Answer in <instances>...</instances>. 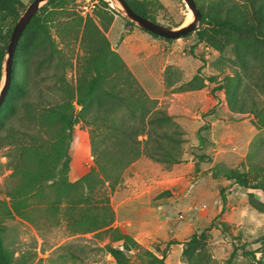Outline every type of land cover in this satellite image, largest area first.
<instances>
[{
    "label": "rangeland",
    "instance_id": "rangeland-1",
    "mask_svg": "<svg viewBox=\"0 0 264 264\" xmlns=\"http://www.w3.org/2000/svg\"><path fill=\"white\" fill-rule=\"evenodd\" d=\"M19 1L21 15L32 0ZM150 1L148 6L159 23L177 27L193 19L183 0ZM109 6L112 10L99 0H69L63 13L54 14L50 31L66 63V78L75 85L79 73L89 77L84 46L105 34L146 95L170 115L173 123L169 128L179 132L181 159L165 168L141 154L111 185L94 163L89 126L79 122L68 149V178L76 182L87 175L92 189H84L89 194L87 203L75 205L80 189L69 200L57 197L48 182L39 191L23 195L22 177L11 169L16 148L0 140V235L4 247L20 264H117L108 247L120 250L131 264L145 263L147 251L163 257L165 264H188L199 251L203 264H264V95L243 88L245 108L253 98L255 109L235 112L229 107L225 86L240 68L225 36L211 33L205 25L200 26L204 30L200 41L195 32L174 39L155 37L135 23L137 29L127 32L121 8ZM98 10L104 16L97 18L96 26L75 22L89 13L95 18ZM108 84L123 94L138 92L130 76L123 73H116ZM9 101L0 112H7ZM13 125L23 128L18 120ZM41 136L50 138L44 133ZM16 140L24 139L17 136ZM214 167L239 173L245 186L215 175ZM14 201L21 204L18 210ZM104 203L112 210L108 224L101 220L107 213ZM86 215L92 216L90 230L77 223ZM192 234L198 240L188 243Z\"/></svg>",
    "mask_w": 264,
    "mask_h": 264
},
{
    "label": "trees",
    "instance_id": "trees-1",
    "mask_svg": "<svg viewBox=\"0 0 264 264\" xmlns=\"http://www.w3.org/2000/svg\"><path fill=\"white\" fill-rule=\"evenodd\" d=\"M99 1L110 8L106 0ZM194 1L201 13L199 26L184 36L195 32L197 41L202 40L204 30L200 26L205 25L211 33L227 38L234 63L241 72L235 69L234 74L228 77L229 81L225 86L226 101L235 112L253 111L256 106L254 99H251L249 108H245L246 98L242 96L241 89L245 88L247 92L258 91L264 95V0ZM126 2L133 11L156 22L155 15L148 6L150 0ZM68 3L69 0H48L43 3L39 7L42 13L37 11L32 16L18 40L10 86L0 106L1 109L7 99H10L7 112H0V140L13 144L16 148L11 159V169L22 177L23 195L39 191L42 184L48 182L57 197H68L69 200L70 196H74L73 191L80 189L74 202L77 205L89 201V194L84 189H92L87 175L76 182L68 178V149L77 123L89 126L90 152L94 163L103 171L105 181L111 185L119 181L122 171L141 154L168 168L180 161L181 153L178 149L179 132L175 128H169L173 123L170 115L165 109L156 107V101L146 95L122 57L111 48L105 34L101 33L99 38L93 37L84 46L85 70L91 71L89 77L79 73L75 85L67 80L66 63L51 34L50 23L54 14L63 13ZM19 4V0H0V83L12 24L20 17ZM89 14L85 19L78 16L75 21L77 25L84 22V26L89 23L96 26L97 20L104 16L99 10L94 12L95 18ZM111 19L110 17V21ZM8 21L12 22L11 25ZM133 27L137 26L126 19L125 30L130 31ZM83 38L84 33L81 35L82 40ZM116 73L130 76L138 88L137 94H123L115 89L114 84H108ZM243 77L250 82L243 80ZM75 105L79 106L78 110ZM14 120H18L23 128L13 127ZM43 133L50 135V138L42 137ZM140 135L144 136L141 140L138 139ZM17 136L24 140L18 142ZM199 140H202L200 136ZM8 157L11 158L10 153ZM213 172L245 186L239 173L229 169L219 170L217 167L213 168ZM225 198L222 192V202H225ZM20 205L18 201L13 203L16 210ZM107 205L104 203L102 207L107 212L101 219L104 224L112 219V210ZM77 223L90 230L92 216L86 215ZM123 238L130 237L123 235ZM197 240V236L192 234L188 243ZM108 251L116 257L117 264H131L126 262L120 250L108 247ZM249 253L254 257V252ZM146 254L148 259L143 264H165L163 257L159 258L149 251ZM202 258L199 251L195 257L188 259V264H203ZM20 262L19 258L4 247L0 235V264Z\"/></svg>",
    "mask_w": 264,
    "mask_h": 264
},
{
    "label": "water",
    "instance_id": "water-1",
    "mask_svg": "<svg viewBox=\"0 0 264 264\" xmlns=\"http://www.w3.org/2000/svg\"><path fill=\"white\" fill-rule=\"evenodd\" d=\"M46 1L48 0H32L25 8V10L22 12V14L17 19L16 23L13 26L9 42L7 44L6 57L4 59V65H3V76L0 84V106L5 99V96L10 86L13 56L16 50L18 40L23 30L31 20L32 16L38 11L41 4L45 3ZM117 1L122 6L123 9L122 14L128 20L137 24V26H139L140 28L145 29L153 34H156L159 37H163L166 39L179 38L193 31L196 28L197 23L201 17V13L199 9L196 7L194 0H183L186 6L192 11L193 19L184 25L181 24L177 27H169L167 25H164L157 21L154 22L149 18L139 15L138 13H136L131 9V7L128 5L126 0H117Z\"/></svg>",
    "mask_w": 264,
    "mask_h": 264
},
{
    "label": "bare ground",
    "instance_id": "bare-ground-1",
    "mask_svg": "<svg viewBox=\"0 0 264 264\" xmlns=\"http://www.w3.org/2000/svg\"><path fill=\"white\" fill-rule=\"evenodd\" d=\"M107 2H109L112 6H114V7H119V8H121L120 10H121V12H123V9H122V6L121 5H119L120 3L117 1V0H106ZM121 6V7H120Z\"/></svg>",
    "mask_w": 264,
    "mask_h": 264
},
{
    "label": "crops",
    "instance_id": "crops-1",
    "mask_svg": "<svg viewBox=\"0 0 264 264\" xmlns=\"http://www.w3.org/2000/svg\"><path fill=\"white\" fill-rule=\"evenodd\" d=\"M137 29V27H133L130 31L127 32H131V31H135ZM71 168V167H70ZM69 175V174H68Z\"/></svg>",
    "mask_w": 264,
    "mask_h": 264
}]
</instances>
